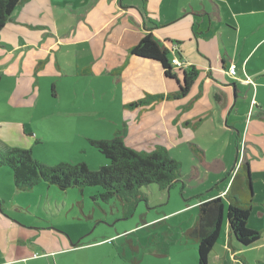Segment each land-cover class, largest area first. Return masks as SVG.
<instances>
[{
	"label": "crops",
	"instance_id": "1",
	"mask_svg": "<svg viewBox=\"0 0 264 264\" xmlns=\"http://www.w3.org/2000/svg\"><path fill=\"white\" fill-rule=\"evenodd\" d=\"M218 2L211 1V9L209 1H201L200 6L191 3V11L198 13L200 18L192 25L190 23L194 19L189 18L186 25L181 27L178 21L188 13V9L179 2L172 3L166 12V4L152 7L149 0H25L16 6L10 20L0 30V45L7 49L3 53L10 59H20L18 64L21 69L26 56L33 55L36 58L30 61L31 64L47 63L50 69L55 66L57 70L63 61L58 63L51 56L55 47L59 46L58 54L64 58L65 53L69 59L74 54L78 60L76 72L87 75L95 70L94 61L103 57V60L116 68L119 62L117 58L121 60L124 52L151 30L160 42L167 41L170 58H178L183 66L173 65L176 77L171 78L164 74L157 60L131 55V65L138 63L146 68L144 75L148 82L141 89L157 91L155 86L158 85L162 92L155 93H175L182 84L181 68L193 65L198 73L185 95L154 102L141 109H132V118L143 123L135 126L136 130L149 135V130H145L148 127L145 121L151 112H156L161 115L159 123L165 124L164 132L170 134V140L175 145L196 144L199 156L198 161L190 165L191 173L188 170L184 172L189 167L183 160L174 158L181 165L179 180L176 182L181 180L180 189L184 182H189L190 177H197V185L204 183L192 205L221 197L222 200L226 199L223 202L226 206L236 200L243 202L241 200L249 196L251 213L256 208L261 216L264 214V190L257 185L260 180L264 181V16L259 20L258 14L264 13V7L261 4L256 7L250 5L247 11L239 10V13L245 14L239 20L236 7L227 6V10L223 11V6ZM209 12L212 18L209 16L208 19ZM167 25L172 26L177 34H168L165 35L167 38H162L159 29ZM186 29H191V34L184 32ZM60 30L62 33H59ZM64 39L72 41L69 43L72 46L70 49L65 48L68 44L65 45ZM30 49L32 51H27ZM111 55L114 63L110 62ZM232 66L235 69L234 75L229 74ZM147 69H151V72ZM7 70L4 66L2 71L6 73ZM32 79L27 81L32 87L30 93L36 92L38 87L43 88L40 79ZM137 95L129 96L128 101L137 99ZM251 98L253 104L249 106ZM36 99L37 96L34 99L35 105L40 101ZM94 110L95 113L99 112L95 107ZM78 111L88 112L84 105H80ZM194 135L198 139H194ZM204 145L216 148L226 156L222 154L219 159H201V155L206 153ZM4 148H7L6 144L0 141V149ZM240 152V160L247 163L250 195H247L245 183L239 177L228 193L224 194ZM1 174L9 178L10 171L0 166ZM11 188L15 194H27L24 200L10 204L11 210L14 207L27 216L22 215V220L15 214H8L10 210L1 208L2 203L8 201L4 198L6 188L0 176V264H58L66 251L77 247L74 246L76 242L72 244L71 236L68 241L57 227L53 228L57 225L48 220L55 214L48 212L51 205L56 210L65 205L61 203L62 195L55 186L43 182L29 191H16L14 185ZM251 213L247 226L259 232L258 240L252 244L256 248L259 243H264V236L261 235L264 226L250 225ZM39 217H46V220ZM37 220L43 221L44 225H40ZM223 222L226 236L221 237L220 232L210 254V264H238V260L244 264L252 263L245 255L246 248L229 236L226 219ZM252 260L256 264L261 262V257L253 256Z\"/></svg>",
	"mask_w": 264,
	"mask_h": 264
},
{
	"label": "rangeland",
	"instance_id": "2",
	"mask_svg": "<svg viewBox=\"0 0 264 264\" xmlns=\"http://www.w3.org/2000/svg\"><path fill=\"white\" fill-rule=\"evenodd\" d=\"M201 1H209L210 9L211 1H219L217 4L223 6V11L227 10V6L236 7L235 12L239 20L245 16L244 13H239V10L247 11L250 5L256 7L261 4L264 7V0H149V4L154 7L164 3L166 12L174 2L184 5L188 13L182 15L178 21L180 26L184 27L189 18L194 19L191 25L200 18L198 13L191 11V3L200 6ZM211 12L208 13V19L209 16L212 18ZM263 16L264 13L258 14V19H262ZM184 32L190 33L191 29L190 31L186 29ZM59 33L62 31L60 30ZM159 34L162 38H167L165 35L177 34V32L172 26L167 25L159 29ZM192 36H194L193 31ZM66 40L63 41L65 45L68 44L65 48L70 49L72 46L69 43L72 41ZM58 47H55L51 56V59L58 60V63L63 61L58 70L55 66L50 69L47 63L31 64L30 61L36 58L33 55L26 56L25 64L21 69L18 64L20 59L17 61L10 59L3 53L7 49L0 45V141L5 143L6 147L30 150L34 158L45 164L85 162L91 170H96L107 164L108 160L88 143V139L111 138L116 129H120L126 146L136 151L164 148L170 157L183 160L189 167L188 169L186 167L184 172L188 170L191 173L190 165L196 163L199 156L196 144L191 142L183 146L175 145L170 140V134L164 132L165 124L158 121V118L161 119L160 114L151 112L150 117L145 121L148 125L145 130H149V135L136 130L135 126L138 127L143 123L139 119L132 118L131 110L141 109L142 106L148 107L160 100L143 105H132V103L142 99L145 93L156 95L161 93L155 92L162 91L158 85L155 86L157 91L141 89L148 82L147 76L144 75L146 68L138 63V66L131 65V61L129 63L131 57L129 50L124 52L121 60L117 58L119 62L116 63L118 64L116 68L103 60V57L94 61L95 70L92 73L79 75L76 72L77 58L71 54L69 59L64 51L63 58L58 54ZM113 60L114 57L110 62L114 63ZM4 66L8 68L6 73L2 71ZM147 71L151 72V69ZM32 78L40 79L43 88L38 87L36 92L30 93L32 87L27 81ZM52 85L55 89H52ZM136 93L139 97L128 101L127 98ZM36 96V100H40L37 105L34 103ZM252 104L253 98L249 106ZM80 105H84L88 112L79 113ZM94 107L99 112L95 113ZM70 112L74 114H69ZM193 138L198 139V136L194 135ZM204 146L206 153H200L201 159H219L222 154L226 156L216 148ZM238 155L239 161L242 153ZM11 174L12 172L9 178L0 175L6 188L4 198L8 201L2 203L1 208L10 210L8 214H15L24 220L22 215H27L16 211L14 207L11 210L10 204H15L16 200H24L27 194L13 192ZM197 182V177H190L189 182H184L182 189H180L181 180L164 190L156 184L142 186L139 189L141 199L132 204L116 198L108 202L93 199L102 191L100 186L58 190L62 195H60L61 203L64 202L65 205H61L58 210L51 205L48 212L55 214L48 220L57 225L53 228L57 227L68 241L71 236L72 244L81 242L80 246L66 251L58 264H197L196 243L187 234L197 216V205L194 206L192 203L196 202V194L201 192L200 189L204 185V183L197 185ZM257 186L264 190V181L260 180ZM225 201L226 199L223 198L224 203ZM43 211L45 214L38 210L46 216V211L44 209ZM41 218L46 220V217ZM224 219H226L225 211ZM37 221L40 225H44L43 221ZM249 224L264 226V214L258 215L255 208L251 213ZM61 228H64L65 233L60 231ZM222 228L221 237L226 236L225 222H222ZM261 235L264 236V230ZM245 248V255L248 261L252 262L249 264H255L252 260L253 256L261 257V262L264 263L263 242L256 248L254 245ZM238 264L244 263L238 260Z\"/></svg>",
	"mask_w": 264,
	"mask_h": 264
},
{
	"label": "trees",
	"instance_id": "3",
	"mask_svg": "<svg viewBox=\"0 0 264 264\" xmlns=\"http://www.w3.org/2000/svg\"><path fill=\"white\" fill-rule=\"evenodd\" d=\"M25 0H0V30L10 20L16 6ZM167 41H159L147 31L138 43L129 49V54L157 60L168 77H176L173 71L172 58L166 46ZM182 84L175 93L145 94L132 105L148 104L151 101L175 99L186 94L197 77L193 65L181 68ZM123 133L116 129L113 137L88 139L108 160L107 164L96 170H91L85 162H59L54 165L45 164L32 156L30 150L15 147L0 149V166L9 168L12 172V182L16 191H29L39 183L53 185L60 191L68 188L82 189L88 186H100L102 191L93 199L108 202L116 198L130 203L141 199L140 187L156 184L160 189H169L179 180L181 165L169 156L161 147L152 151H136L126 146L122 140ZM247 163L236 160L234 173L228 185L227 194L236 179H243L247 195H250L251 185ZM250 190V192H249ZM239 200V199H238ZM235 201L224 206L221 197L202 200L197 204V216L193 226L188 229L196 243L197 264H210V254L220 236L224 211L228 224V233L242 247L251 246L259 238V232L247 226L251 213V200ZM76 242L74 246H80ZM256 264H264L257 262Z\"/></svg>",
	"mask_w": 264,
	"mask_h": 264
},
{
	"label": "built area",
	"instance_id": "4",
	"mask_svg": "<svg viewBox=\"0 0 264 264\" xmlns=\"http://www.w3.org/2000/svg\"><path fill=\"white\" fill-rule=\"evenodd\" d=\"M171 62H172V65H174L176 67H182L183 66V62H181L178 58H173L171 60ZM229 74H231V75L235 74V69L233 66L229 69Z\"/></svg>",
	"mask_w": 264,
	"mask_h": 264
}]
</instances>
